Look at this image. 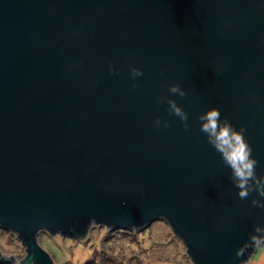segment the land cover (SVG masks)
I'll list each match as a JSON object with an SVG mask.
<instances>
[{"label": "water", "instance_id": "water-1", "mask_svg": "<svg viewBox=\"0 0 264 264\" xmlns=\"http://www.w3.org/2000/svg\"><path fill=\"white\" fill-rule=\"evenodd\" d=\"M213 107L243 126L264 174V0H0V228L26 245L18 263L53 264L40 231L156 220L194 264L245 261L264 197H238L200 131Z\"/></svg>", "mask_w": 264, "mask_h": 264}, {"label": "rangeland", "instance_id": "rangeland-1", "mask_svg": "<svg viewBox=\"0 0 264 264\" xmlns=\"http://www.w3.org/2000/svg\"><path fill=\"white\" fill-rule=\"evenodd\" d=\"M108 230L93 222L83 235L40 231L36 241L53 264H194L185 245L163 220L140 231L128 230L127 234ZM27 253L26 245L14 232L0 228L1 258L19 264ZM240 264H264V246L257 247Z\"/></svg>", "mask_w": 264, "mask_h": 264}, {"label": "clouds", "instance_id": "clouds-1", "mask_svg": "<svg viewBox=\"0 0 264 264\" xmlns=\"http://www.w3.org/2000/svg\"><path fill=\"white\" fill-rule=\"evenodd\" d=\"M109 71H115L111 65L109 66ZM129 75L133 82H135V79L142 76L143 73L138 68L130 67ZM133 87H137V85L133 83ZM168 92L180 97L186 95L179 84L169 85ZM156 99L157 103H163L166 100L169 115L178 117L184 130H189L188 115L177 105L175 100L166 97H157ZM198 119L201 121L200 131L205 134L207 142L220 154L222 162L230 168V179L233 185L238 189V197L244 200L253 192L259 197H264V174L257 176L256 169L259 161L252 155L253 149L245 139V129L243 126L239 130H235L227 119H221L220 111L214 107L209 108L203 114L199 115ZM162 123L165 128L169 126L167 121L162 122L159 117L153 122L154 126L157 128H159ZM251 205L264 209V202L259 199L253 198L251 200ZM254 233L257 234L250 235L244 247L237 249V256L242 255L248 247L264 246V228L256 226L254 228Z\"/></svg>", "mask_w": 264, "mask_h": 264}, {"label": "trees", "instance_id": "trees-1", "mask_svg": "<svg viewBox=\"0 0 264 264\" xmlns=\"http://www.w3.org/2000/svg\"><path fill=\"white\" fill-rule=\"evenodd\" d=\"M132 230L135 231V232L138 231L136 229H132ZM108 231H110V232H114L115 231L116 233H121V234H127L128 233V230H112V231L111 230H108ZM76 235L77 236H80L81 234L77 233Z\"/></svg>", "mask_w": 264, "mask_h": 264}]
</instances>
